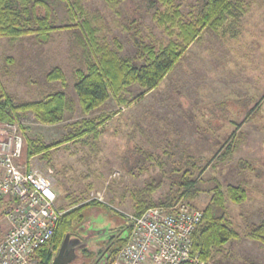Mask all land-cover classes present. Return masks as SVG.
<instances>
[{"label": "rangeland", "instance_id": "1", "mask_svg": "<svg viewBox=\"0 0 264 264\" xmlns=\"http://www.w3.org/2000/svg\"><path fill=\"white\" fill-rule=\"evenodd\" d=\"M38 1L50 7V24L60 29L50 33L52 40L43 46V51L33 34L14 43L7 37L0 38V84L26 101H39L55 90L65 91L75 101L76 111L66 113L55 126L42 125L29 115L22 123L27 128L25 133L22 131L23 136L50 145L76 134V123L85 118L99 121L97 118L102 115L111 117L99 129L98 139L88 137L65 143L52 149L46 159L41 155L28 159L23 153L22 164L53 183L58 204L64 211L92 201L108 206L92 209L98 213L88 217L89 227L109 230L114 225L116 228L111 229L114 231L122 229L134 215L133 191L143 188L152 176L160 173L161 162L171 172L181 168L186 155H192L202 160L201 166H208L202 179L217 178L224 190L229 185H243L249 194L242 204L227 200V219L242 238L224 246L211 264H264V245L245 237L251 226L264 223V0H233L246 9L245 13L237 14L240 19L233 33L218 40L203 33L156 90L124 106L111 96L87 117L82 115L74 88V72L79 67L78 52L74 56L71 51L74 36L64 28L73 22L69 7L61 0ZM205 1L174 0L182 13V22L195 21ZM35 2L30 0L28 7L31 21L27 29L31 30L38 28L33 21L35 17L47 15V6L41 3L34 6ZM82 5L93 18L101 43L116 51L120 58H130L135 65L144 63L137 58L139 44L166 46L170 41L181 42L179 27L159 21V16L168 9L159 6L156 0H126L114 6L105 0H83ZM56 66L66 74V85L46 81V75ZM141 92L135 86L122 96L132 101ZM256 103L260 104L259 113L240 128L244 141L230 159L218 161L217 152L230 141L236 124L244 121ZM238 140L237 134L232 141ZM136 148L157 156L148 172L126 170V158L134 160L130 166L146 165L144 156L133 158ZM240 160L258 168V174L242 171ZM168 188L165 182L154 199L164 197ZM211 197L212 194H201L196 208L203 210Z\"/></svg>", "mask_w": 264, "mask_h": 264}, {"label": "trees", "instance_id": "2", "mask_svg": "<svg viewBox=\"0 0 264 264\" xmlns=\"http://www.w3.org/2000/svg\"><path fill=\"white\" fill-rule=\"evenodd\" d=\"M61 1L67 3L70 19L73 21L64 28L70 30L74 36L71 43L73 55L75 56V52H78L76 58L79 67L74 72L76 77L74 88L84 117L100 109L111 96L124 106L130 105L156 90L167 75L183 61L189 47L201 40L203 33H209L217 40L225 37L228 33L234 32V25L240 19L238 15L246 12L242 3H234L233 0H206L195 21L184 23L181 20L182 13L179 7L175 6L174 0H156L159 6L168 9L166 13L159 16V21L179 27L181 42L170 41L166 46L139 44L137 58L144 63L138 66L130 58H120L116 51L101 43L98 29L93 25V18H90L82 5L83 0ZM105 1L110 6H114L126 0ZM29 2L30 0H0V38L7 37L14 43L25 35L33 34L43 51V46L52 40L50 33L60 28L50 24V7L44 1L36 0L34 6L40 5V3L47 6V15L44 18L35 17L33 19L38 24L36 30L27 29V25L31 21L29 20ZM5 62L9 63L7 60ZM46 81H60L66 85V74L60 66H56L46 75ZM135 86L142 89V92L132 101L125 99L122 93ZM75 111L76 103L65 91L55 90L44 95L39 101H26L16 98L0 84V123L17 124L23 133L25 130L27 131V128L22 123L29 115H33L36 121L42 125L55 126L63 121L66 113L73 114ZM259 111L260 104L256 103L247 112L244 121L241 124H236L237 129L231 134L230 141L225 143L215 156L218 161L224 162L232 157L244 141V134L240 131L241 126L253 119ZM110 117L111 115H102L97 118L99 121L85 118L82 122L76 123L78 127L76 134L69 135L63 141L50 145L43 143L40 139L29 140L24 137L23 153L28 159L37 155L46 159L52 149L65 143L85 140L88 137L98 139L99 129L109 121ZM237 134L239 140L234 143L232 139L236 138ZM146 151L148 150L142 148L133 150V158L137 155L146 158L144 167L130 166L134 160L125 159V168L128 172L142 174L151 169L157 156ZM167 153L165 152V154ZM201 163V159L186 155L181 168L168 172L161 162L160 173H156V177L152 176L143 188L133 191L136 201L135 216H141L146 210L153 207L170 208L180 203H186L196 208L195 202L201 194H212L208 205L202 210V222L193 235V257L198 261H189L183 264H211L217 252L221 251L224 246L231 241H240L242 238L240 233L230 225L226 206L227 200L234 204L246 202L249 195L247 188L243 185H229L224 190L222 183L217 178L207 181L202 179V173L208 166L204 168ZM239 168L242 171L258 174V168L245 160L239 161ZM165 182L169 186L168 192L156 201L154 195ZM93 208L108 209V206L100 201H92L69 211H64V208L61 207L64 213L58 221L55 236L49 245L36 252L37 264H51L67 232H75L79 227L85 226L88 217L94 213ZM109 210L114 211L113 209ZM245 237L264 245V223L251 226ZM127 240L128 238L119 240L117 247L112 249L105 264H111L118 252L126 245ZM92 249H87L82 253L83 264H87L97 257ZM99 264H104V262Z\"/></svg>", "mask_w": 264, "mask_h": 264}, {"label": "built area", "instance_id": "3", "mask_svg": "<svg viewBox=\"0 0 264 264\" xmlns=\"http://www.w3.org/2000/svg\"><path fill=\"white\" fill-rule=\"evenodd\" d=\"M23 150L20 126L0 123V264H37L36 252L52 242L64 213L53 183L22 164ZM202 219L186 203L132 215L127 243L111 264L197 262L193 235Z\"/></svg>", "mask_w": 264, "mask_h": 264}, {"label": "water", "instance_id": "4", "mask_svg": "<svg viewBox=\"0 0 264 264\" xmlns=\"http://www.w3.org/2000/svg\"><path fill=\"white\" fill-rule=\"evenodd\" d=\"M123 227V226H122ZM131 222H126L125 226L122 229L131 228ZM80 236H75L74 234L83 232ZM122 230L118 236L123 232ZM108 230H93L85 226L79 227L75 232L68 231L65 237L63 238L60 247L58 248L56 254L54 255L51 264H74L80 257V254L85 250L89 249L91 245H95L99 241L110 239V236H107ZM129 233L122 238H128ZM116 241V239L114 240ZM107 258H104V264L106 263ZM98 260L93 264H97Z\"/></svg>", "mask_w": 264, "mask_h": 264}, {"label": "flooded vegetation", "instance_id": "5", "mask_svg": "<svg viewBox=\"0 0 264 264\" xmlns=\"http://www.w3.org/2000/svg\"><path fill=\"white\" fill-rule=\"evenodd\" d=\"M94 213L97 214L98 212L94 211ZM85 227H86V229L89 228V222L88 221L86 222ZM113 227L116 228V226H114V225H113ZM113 227L110 228L107 232V236H110V235L112 236V237H110V239L99 241L97 244L94 245V248L92 250H94L97 257H94L93 260H90V262H88L87 264H90V263L93 264L97 260H98L97 264H99L101 262L103 263L104 258L106 257L108 259V257L111 254L112 249L117 247L119 240L122 238V236H125L126 234H128L130 232V228L123 229L124 231L118 236V234L120 233V231H122V229L117 228L116 230L113 231V230H111V229H113ZM85 231L86 230L84 229L83 232H79V233H76L74 235L80 236ZM115 239H116V241H114ZM76 262H77V264H83L84 261H82V256L79 257V259Z\"/></svg>", "mask_w": 264, "mask_h": 264}]
</instances>
